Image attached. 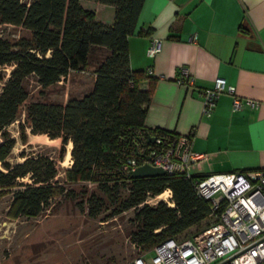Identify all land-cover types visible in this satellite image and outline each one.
Listing matches in <instances>:
<instances>
[{
	"label": "trees",
	"instance_id": "16d2710c",
	"mask_svg": "<svg viewBox=\"0 0 264 264\" xmlns=\"http://www.w3.org/2000/svg\"><path fill=\"white\" fill-rule=\"evenodd\" d=\"M115 7L112 24L96 20V13L80 0H0V23L24 27L30 35L10 39L0 34V65H12L0 91V198L11 194L8 215L37 216L54 207L58 197L70 196V184L92 181L95 188L81 206L93 216L108 211L103 219L134 209L128 236L146 251L169 237L199 225L211 212V200L198 196L195 179L184 173L133 177L124 166L139 154L155 130L145 125L146 105L154 77L130 64L129 36L136 29L144 0H96ZM94 65L92 86L66 102L33 98L31 80L39 94L67 79L73 72ZM149 79V89L140 82ZM25 110L20 138L27 143V127L62 139L60 157L71 142L72 164L65 180L57 177L59 166L50 154L20 152L22 160L9 156L16 137L8 126ZM170 131V130H168ZM174 132V131H173ZM141 154V153H140ZM29 178V181L24 179ZM171 188L172 201L147 203ZM264 264V263H263Z\"/></svg>",
	"mask_w": 264,
	"mask_h": 264
},
{
	"label": "crops",
	"instance_id": "0c3cea01",
	"mask_svg": "<svg viewBox=\"0 0 264 264\" xmlns=\"http://www.w3.org/2000/svg\"><path fill=\"white\" fill-rule=\"evenodd\" d=\"M153 37L162 46L149 57ZM128 40L131 67L154 77L144 123L192 133L193 149L201 154L192 175L264 168V0H144ZM183 66L196 78L193 88L178 81ZM219 76L259 105L233 110V94L224 91L212 114L204 113L203 92ZM149 87V79L140 82L141 89Z\"/></svg>",
	"mask_w": 264,
	"mask_h": 264
},
{
	"label": "rangeland",
	"instance_id": "374dc122",
	"mask_svg": "<svg viewBox=\"0 0 264 264\" xmlns=\"http://www.w3.org/2000/svg\"><path fill=\"white\" fill-rule=\"evenodd\" d=\"M88 1L82 0L81 3L86 8H95L98 19L113 23V5L98 7ZM0 34L12 40L30 35L24 27L7 23H0ZM11 69L12 65H0V91ZM93 70L94 65H90L86 71H73L67 79L47 87L43 94H39L36 81L31 80L32 97L66 102L70 95H80L92 86ZM25 117V110H22L19 118L7 127L17 139L9 160H22L20 152L24 149L28 152H46L56 159L59 166L57 178L64 181L65 168L70 167L73 161L71 142L65 147L64 157H60L63 146L60 137L51 138L46 133H33L27 127V143H24L20 138L19 124L25 123ZM0 168H3L1 163ZM24 180L29 181V178ZM70 186L74 189L72 195L58 197L53 208L37 216L12 218L8 215L12 195L8 193L0 198V264H129L135 256L146 251L128 236V230L132 227L131 218L134 216L133 208L109 219H103L108 211L93 216L87 208L83 209L81 203L95 188V183L80 181ZM85 187L88 189L86 195L83 192ZM147 200L150 204L159 200L172 203L167 191L156 196L150 195ZM211 221L208 217L178 236L192 235Z\"/></svg>",
	"mask_w": 264,
	"mask_h": 264
},
{
	"label": "built area",
	"instance_id": "2783aa9c",
	"mask_svg": "<svg viewBox=\"0 0 264 264\" xmlns=\"http://www.w3.org/2000/svg\"><path fill=\"white\" fill-rule=\"evenodd\" d=\"M161 46L162 41L153 37L146 48L147 55L155 57ZM147 72L153 73V67H148ZM180 73L178 81L193 88L196 78L189 68L183 66ZM224 91L233 94V110L244 104L259 105L258 100L241 98L236 86L219 76L214 85L203 92L204 113L212 114L218 97ZM151 138L140 148L141 154H132L127 159L125 172L149 163L161 166L169 173L192 175V165L201 158V154L193 149L191 132L155 130ZM194 189L198 196L211 200V223L192 235L169 237L154 246L152 251L135 256L129 264H263L264 168L209 174L195 179ZM164 191L172 199L171 188Z\"/></svg>",
	"mask_w": 264,
	"mask_h": 264
},
{
	"label": "water",
	"instance_id": "95a60500",
	"mask_svg": "<svg viewBox=\"0 0 264 264\" xmlns=\"http://www.w3.org/2000/svg\"><path fill=\"white\" fill-rule=\"evenodd\" d=\"M151 140H154V138H151ZM147 157L149 158V156ZM165 173H166V170L161 166H154L149 163H144L134 168V170L132 171V176L133 177L155 176V175H161Z\"/></svg>",
	"mask_w": 264,
	"mask_h": 264
},
{
	"label": "bare ground",
	"instance_id": "6f19581e",
	"mask_svg": "<svg viewBox=\"0 0 264 264\" xmlns=\"http://www.w3.org/2000/svg\"><path fill=\"white\" fill-rule=\"evenodd\" d=\"M71 145H72V143H71ZM172 204V203H171Z\"/></svg>",
	"mask_w": 264,
	"mask_h": 264
}]
</instances>
